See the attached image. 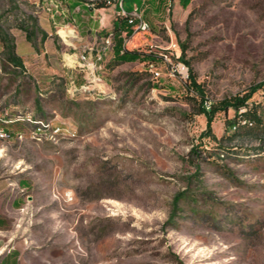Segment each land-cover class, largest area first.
<instances>
[{"label": "rangeland", "instance_id": "1", "mask_svg": "<svg viewBox=\"0 0 264 264\" xmlns=\"http://www.w3.org/2000/svg\"><path fill=\"white\" fill-rule=\"evenodd\" d=\"M112 4L0 0V124L16 133L0 140L4 252L18 264H264V0L148 10L152 29L125 45L155 54L151 67L101 47ZM245 94L259 123L233 136L232 107L198 112Z\"/></svg>", "mask_w": 264, "mask_h": 264}, {"label": "trees", "instance_id": "2", "mask_svg": "<svg viewBox=\"0 0 264 264\" xmlns=\"http://www.w3.org/2000/svg\"><path fill=\"white\" fill-rule=\"evenodd\" d=\"M167 1L169 0H114L113 1L115 6L118 7L117 11L120 10L124 12V14L121 13L119 14L118 12L116 13V17L112 22V28L110 29V31H107V33L110 32L113 36L112 56L115 62H133L138 60V61H143L147 65L148 63L151 62L153 63L156 60L157 57L155 54L149 52L143 53L138 49L128 48L125 44H123V40L131 36L135 30H138V28L135 25V22H137V20L131 19L132 11L140 12L142 19L147 21L144 15L148 12V10L153 9L155 11H158L163 7H165ZM176 1L183 8H185L190 2V0H176ZM105 4L106 3H104L103 1H100L95 4L94 8H101L105 6ZM87 10L91 11L90 7H88ZM149 29H152L150 23H149ZM188 70H189L188 87L193 89V91L202 100L204 96L199 87V84L195 82L192 73L190 71V68H188ZM249 96H250L249 94H245L241 98L238 97H232L230 99L225 98L218 102L219 104L218 106H216L211 102L206 107L201 104V107L198 112L212 114L218 111V109L226 110V108L232 107L234 109L235 114L232 119L226 121L225 129L226 131L227 130L231 131L233 129L232 133L230 134V136H233L235 134H238V129L242 126V124L252 125L253 122L259 123L258 118L256 117L255 114L256 108H254L259 103L258 104L255 103V106L248 107L246 100L249 98ZM241 108H243V110L239 111V109Z\"/></svg>", "mask_w": 264, "mask_h": 264}, {"label": "built area", "instance_id": "3", "mask_svg": "<svg viewBox=\"0 0 264 264\" xmlns=\"http://www.w3.org/2000/svg\"><path fill=\"white\" fill-rule=\"evenodd\" d=\"M114 1V0H113ZM119 5V4H118ZM120 6V5H119ZM134 19V11H132V18ZM135 22V21H134ZM136 27L138 28V30L140 31H147L149 30L148 25L146 24V21L144 20V22H135ZM113 46V36L110 37V39L108 40H104V42H102V46L101 47H111ZM172 46H174V44L172 43ZM90 57L87 53H80V55L78 56V66L81 68H88L93 65L90 63L89 61ZM148 66H152L153 63H148ZM89 73H85L84 78L87 80V75ZM13 134L16 136V133H6L5 131L1 130V124H0V140H9L11 139V137L13 136Z\"/></svg>", "mask_w": 264, "mask_h": 264}, {"label": "crops", "instance_id": "4", "mask_svg": "<svg viewBox=\"0 0 264 264\" xmlns=\"http://www.w3.org/2000/svg\"><path fill=\"white\" fill-rule=\"evenodd\" d=\"M112 5L114 6L115 12L116 13L117 12L120 13V10L117 11L118 7L115 6L114 3ZM81 7H82V12H77V14L80 15V16H83V12H87L89 14V17L92 18V14H90L91 12L89 10H87V8L84 7V5H81ZM98 9L102 10V9H105V8L101 7V8H98ZM88 21L90 22V19H88L87 22ZM88 29L92 30L91 27H88ZM82 31H83V29H82ZM123 44H125V39L123 40ZM21 46L25 47V46H29V44H27L26 41H23V42H21ZM4 188H5V185H3V183L0 182V195H1L2 191L4 190ZM1 232H2V230H1V227H0V234H2ZM0 264H18L17 255L14 253V251H12V252H10V251L4 252V239H3L2 235H0Z\"/></svg>", "mask_w": 264, "mask_h": 264}, {"label": "bare ground", "instance_id": "5", "mask_svg": "<svg viewBox=\"0 0 264 264\" xmlns=\"http://www.w3.org/2000/svg\"><path fill=\"white\" fill-rule=\"evenodd\" d=\"M120 13H121V14H124L123 11H120ZM134 19H136L137 22H144V21L142 20V18L139 17L135 12H134ZM146 24L148 25V28H149V24H148L147 22H146ZM111 36H112V34L109 32V33L105 36L104 40H108V39H110ZM104 40H103V42H104ZM242 123H243V122H242ZM1 130H3V129H1ZM3 131H4V130H3Z\"/></svg>", "mask_w": 264, "mask_h": 264}]
</instances>
